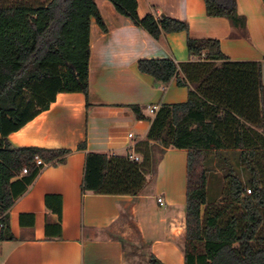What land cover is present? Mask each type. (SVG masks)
<instances>
[{"label":"trees","instance_id":"16d2710c","mask_svg":"<svg viewBox=\"0 0 264 264\" xmlns=\"http://www.w3.org/2000/svg\"><path fill=\"white\" fill-rule=\"evenodd\" d=\"M148 32L186 33L191 60H140L141 73L157 84L176 79L189 90L185 103L163 105L148 141L188 151L185 264H264V85L256 61H232L217 39H194L185 21L138 15L137 0H108ZM208 17L227 18L244 29L237 0H204ZM264 3V0H262ZM106 26L96 0H0V243L13 241L9 211L37 177L36 157L63 163L68 150L12 147L9 136L50 109L59 93L89 95L90 25ZM143 119L139 106H131ZM85 149V145H80ZM239 151L243 182L231 166L224 195L208 202L206 162L212 154ZM143 160L89 153L83 191L137 196L147 183ZM24 169L28 174L22 175ZM149 264H164L156 257Z\"/></svg>","mask_w":264,"mask_h":264},{"label":"crops","instance_id":"0c3cea01","mask_svg":"<svg viewBox=\"0 0 264 264\" xmlns=\"http://www.w3.org/2000/svg\"><path fill=\"white\" fill-rule=\"evenodd\" d=\"M137 1L140 18L153 13L185 21L192 38L219 40L230 60L260 62L264 85L262 0H237L244 29L227 18L208 17L204 0ZM96 4L106 31L92 19L88 98L59 93L49 110L9 136L14 148L70 153L63 163L40 168L15 201L9 211L15 239L0 243V264H149L152 257L185 264L188 151L165 149L147 135L156 114L148 107L185 103L189 90L178 87L176 79L157 84L139 71L138 62H189L187 34L156 40L108 0ZM131 106H139L144 118L138 119ZM89 153L133 155L139 161L148 153L152 162L145 187L137 196L84 192Z\"/></svg>","mask_w":264,"mask_h":264},{"label":"rangeland","instance_id":"374dc122","mask_svg":"<svg viewBox=\"0 0 264 264\" xmlns=\"http://www.w3.org/2000/svg\"><path fill=\"white\" fill-rule=\"evenodd\" d=\"M9 1L11 2L12 0ZM159 156L160 155L157 154L156 159H158ZM142 160L140 162H142ZM230 166L235 169L244 182H247L249 175L242 167H240L238 152L230 151L222 152L220 154H212L210 159L206 162L205 168L209 179V203L221 201L225 190V176Z\"/></svg>","mask_w":264,"mask_h":264},{"label":"built area","instance_id":"2783aa9c","mask_svg":"<svg viewBox=\"0 0 264 264\" xmlns=\"http://www.w3.org/2000/svg\"><path fill=\"white\" fill-rule=\"evenodd\" d=\"M158 110H159V107H158V106H155V105H153V106H149V107H148V111H149L150 113H153V114L157 113ZM129 136L132 137L131 134H130ZM128 157H129L131 160L139 161V158H138V157H135V156H133V155H129ZM35 161H36V167H38V168H42V167L46 166V164H45V163L42 161V159L39 158V157H36ZM22 174H24V175L28 174V170H27V169H24V170L22 171ZM158 202L161 203L162 200H161V199H158Z\"/></svg>","mask_w":264,"mask_h":264}]
</instances>
